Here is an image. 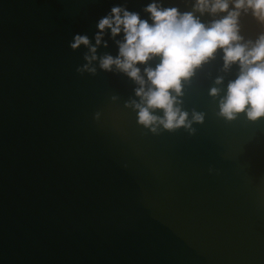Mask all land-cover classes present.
<instances>
[{
    "label": "water",
    "instance_id": "1",
    "mask_svg": "<svg viewBox=\"0 0 264 264\" xmlns=\"http://www.w3.org/2000/svg\"><path fill=\"white\" fill-rule=\"evenodd\" d=\"M124 2L0 0V264H264V120L218 117L220 57L185 88L194 135L140 127L122 74L76 72L73 36Z\"/></svg>",
    "mask_w": 264,
    "mask_h": 264
},
{
    "label": "clouds",
    "instance_id": "2",
    "mask_svg": "<svg viewBox=\"0 0 264 264\" xmlns=\"http://www.w3.org/2000/svg\"><path fill=\"white\" fill-rule=\"evenodd\" d=\"M246 17L259 26L254 37L243 34ZM96 28L91 39L78 33L69 43L73 52L86 49L76 72L127 77L135 88L124 107L151 134H195L193 124L202 125L205 113L185 110V88L218 56L221 74L208 91L218 117L228 123L241 116L251 123L264 120V0H150L140 11L129 10L125 0L99 18ZM109 40L115 56L99 52L109 48ZM234 68V78H228ZM94 118L99 121L100 113Z\"/></svg>",
    "mask_w": 264,
    "mask_h": 264
}]
</instances>
